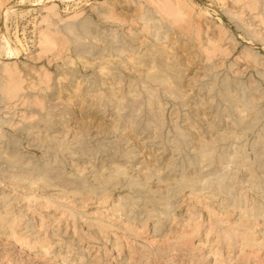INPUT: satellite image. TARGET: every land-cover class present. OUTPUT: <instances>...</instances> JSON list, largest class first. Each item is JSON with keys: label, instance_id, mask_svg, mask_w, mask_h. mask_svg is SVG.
Instances as JSON below:
<instances>
[{"label": "rangeland", "instance_id": "rangeland-1", "mask_svg": "<svg viewBox=\"0 0 264 264\" xmlns=\"http://www.w3.org/2000/svg\"><path fill=\"white\" fill-rule=\"evenodd\" d=\"M0 224V264H264V0H0Z\"/></svg>", "mask_w": 264, "mask_h": 264}, {"label": "bare ground", "instance_id": "bare-ground-1", "mask_svg": "<svg viewBox=\"0 0 264 264\" xmlns=\"http://www.w3.org/2000/svg\"><path fill=\"white\" fill-rule=\"evenodd\" d=\"M55 1V0H54ZM4 14V13H3ZM3 14H1V16H6V15H3ZM3 18V17H2ZM1 18V19H2ZM4 19V18H3ZM9 53H10V51H9ZM11 54V53H10ZM16 81H18V80H16ZM11 82V81H10ZM16 83H18V82H16ZM12 84V83H11ZM8 85V84H7ZM17 87H19V86H17ZM13 96V95H12ZM61 206V205H60ZM14 223H15V221H14ZM12 224H13V221H12ZM1 225V224H0ZM74 233V232H73ZM234 234V233H233ZM10 244V243H9ZM14 244V243H13ZM19 254V253H18ZM4 255V254H3ZM11 256V255H10Z\"/></svg>", "mask_w": 264, "mask_h": 264}]
</instances>
